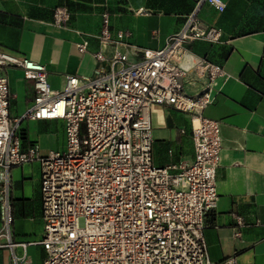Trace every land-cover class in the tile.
<instances>
[{
	"label": "built area",
	"instance_id": "obj_1",
	"mask_svg": "<svg viewBox=\"0 0 264 264\" xmlns=\"http://www.w3.org/2000/svg\"><path fill=\"white\" fill-rule=\"evenodd\" d=\"M201 1L224 8L222 0H196L162 47L142 48L141 57L130 62L116 47L107 67H97L92 76L67 75L61 89L50 87L43 63L0 46V69H22L34 88L32 103L11 120L8 79L0 73V237L7 238L0 247L25 251L40 244L46 252L42 264H238L233 257L211 260L203 231L217 205L221 152L219 122L203 110L213 99L211 81L223 69L208 63V84L190 95L183 91L185 68L177 60L185 44L219 35L199 25ZM68 18L66 7L54 9V23ZM99 34L112 40L107 11ZM163 103L191 114V161L153 163L150 110ZM23 118L62 119L64 148L42 153L33 143L22 149L17 124ZM33 160L40 165L43 232L36 241L13 242L10 171ZM23 253L13 255L15 264Z\"/></svg>",
	"mask_w": 264,
	"mask_h": 264
},
{
	"label": "crops",
	"instance_id": "obj_2",
	"mask_svg": "<svg viewBox=\"0 0 264 264\" xmlns=\"http://www.w3.org/2000/svg\"><path fill=\"white\" fill-rule=\"evenodd\" d=\"M222 1V10L201 1L195 13L199 25L214 27L218 37L194 39L177 59L185 68L183 91L190 95L208 84V63L223 69L211 81L213 99L203 110L219 122L221 143L217 205L205 217L204 238L213 261L233 257L238 264H264V0ZM195 5L196 0H0V46L43 63L50 87L61 89L67 75L92 76L97 67H107L116 47L129 62L141 57L142 48L162 47ZM60 6L68 9L69 18L56 24L53 11ZM104 11L110 41L99 34ZM0 73L8 79L13 120L32 103L33 81L14 66ZM150 117L153 163L191 161V114L163 103L151 106ZM17 132L22 149L35 143L47 153L65 145L62 119L23 118ZM10 176V239L36 241L43 232L39 162L14 166ZM22 253L20 264H42L46 255L36 243L25 251L3 246L0 264H15L13 255Z\"/></svg>",
	"mask_w": 264,
	"mask_h": 264
}]
</instances>
